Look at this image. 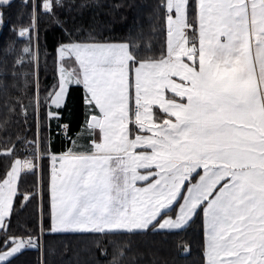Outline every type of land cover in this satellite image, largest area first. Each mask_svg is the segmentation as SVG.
I'll list each match as a JSON object with an SVG mask.
<instances>
[{"label": "snow or ice", "instance_id": "snow-or-ice-1", "mask_svg": "<svg viewBox=\"0 0 264 264\" xmlns=\"http://www.w3.org/2000/svg\"><path fill=\"white\" fill-rule=\"evenodd\" d=\"M116 7L0 0V264H264V0Z\"/></svg>", "mask_w": 264, "mask_h": 264}, {"label": "trees", "instance_id": "trees-1", "mask_svg": "<svg viewBox=\"0 0 264 264\" xmlns=\"http://www.w3.org/2000/svg\"><path fill=\"white\" fill-rule=\"evenodd\" d=\"M15 3H19V0H14ZM107 6L113 9L117 20L119 21L116 24V34L120 35L121 33L127 32L131 27L133 20L137 17L138 14L143 15L146 13L147 9L142 11L137 8L130 7H119L117 5H126V4H142L144 0H105ZM15 11V9H13ZM45 25L41 23L40 31V46H41V64L43 65V53L45 51ZM8 29H3L0 31V39H7ZM48 52H51L50 47L47 48ZM50 63V61H49ZM42 82H44L45 77L41 76ZM46 82L51 84L52 77L49 74L47 76ZM202 241V232H201V222L197 221L187 233H181L180 235L171 236L168 239L167 244L157 252L158 257L161 260H165L168 264H199L200 259V243ZM190 243L192 246V251L190 255H185L180 251V245L182 243ZM150 259L149 256L145 255L141 264H147V261Z\"/></svg>", "mask_w": 264, "mask_h": 264}]
</instances>
